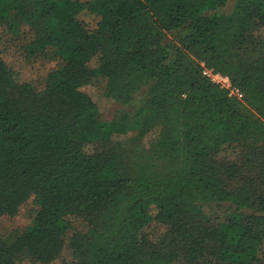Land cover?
<instances>
[{"label":"trees","instance_id":"16d2710c","mask_svg":"<svg viewBox=\"0 0 264 264\" xmlns=\"http://www.w3.org/2000/svg\"><path fill=\"white\" fill-rule=\"evenodd\" d=\"M92 1L98 19L87 29L80 0H0V25L46 18L65 37L41 91L17 81L0 54V215L35 208L30 230L0 241V264L52 263L79 219L87 230L72 239L71 264H172L179 255L258 264L264 197L223 182L237 173L238 141L264 146V32L248 33L252 24L264 30V0H234L225 15L188 0ZM110 19L101 45L96 35ZM95 55L100 62L89 71L84 63ZM200 64L225 76L240 99L203 77ZM96 76L106 80L104 98L133 108L136 119L110 123L109 134L136 125L140 137L149 121L159 128L138 178L118 171L117 147L90 135ZM199 204L254 211L210 224ZM151 226L163 229L159 238H149Z\"/></svg>","mask_w":264,"mask_h":264},{"label":"rangeland","instance_id":"374dc122","mask_svg":"<svg viewBox=\"0 0 264 264\" xmlns=\"http://www.w3.org/2000/svg\"><path fill=\"white\" fill-rule=\"evenodd\" d=\"M85 3L83 16L79 21L85 20L87 29H93L97 22L98 12L93 6L92 0H80ZM201 7L204 14H228L231 12L234 0H222L217 6L214 0H188ZM113 20L102 26L96 35V42L104 45L110 32ZM63 29L57 27L49 19H39L37 22L28 23L19 18H14L10 27L0 25V54L8 67L12 70L17 81H26L36 91H41L53 80L47 76L52 70L53 59L63 53L64 38L60 35ZM264 30L256 24H252L248 33L253 37H262ZM100 62V56L89 58L84 67L91 71ZM106 80L96 76L92 79V85L88 88V95L97 109V122L90 127V135L95 142L103 146L117 147L118 171L122 175L138 178L141 175L139 166L150 165L152 160L146 157L151 152L155 143L159 128L155 123L148 122L143 135L137 136L138 126L128 131L125 135H113L108 133L110 123L126 119L129 125L133 124V108L117 106L104 98ZM145 87H142L134 96L133 104H140L143 100ZM138 120V119H137ZM139 122V120H138ZM87 132V131H86ZM117 144V146H116ZM238 147L233 156V162L237 167L234 177L223 182L227 191H232L239 186L246 187L255 197H264V146L246 141H238ZM142 150L143 154L136 151L134 146ZM231 157V156H230ZM199 211L203 218L210 224L220 223L230 217H241L254 210L239 209L229 204H199ZM35 208L30 205L20 209L17 216L8 218L0 215V241L11 244L19 235L33 227V215ZM87 230L85 219L71 222L70 228L65 234V243L59 257L50 264H71L72 239L77 234H84ZM148 232L149 238H159L163 229L151 226ZM258 264H264V247L258 256ZM37 264V263H33ZM172 264H214L213 260L206 257L203 260L189 262L182 256H178Z\"/></svg>","mask_w":264,"mask_h":264},{"label":"built area","instance_id":"2783aa9c","mask_svg":"<svg viewBox=\"0 0 264 264\" xmlns=\"http://www.w3.org/2000/svg\"><path fill=\"white\" fill-rule=\"evenodd\" d=\"M201 67V75L205 77L210 83L213 85H216L220 89H223L227 92L228 97H233L237 100L240 99V94L236 88H233L229 80L218 73L212 72L210 69H206L202 64H200Z\"/></svg>","mask_w":264,"mask_h":264}]
</instances>
